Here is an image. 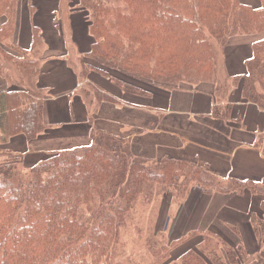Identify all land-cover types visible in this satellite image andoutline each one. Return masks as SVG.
<instances>
[{
  "label": "trees",
  "instance_id": "trees-1",
  "mask_svg": "<svg viewBox=\"0 0 264 264\" xmlns=\"http://www.w3.org/2000/svg\"><path fill=\"white\" fill-rule=\"evenodd\" d=\"M24 1L32 18V0H0V79L9 85L0 93L2 143L18 135L32 141L46 131L39 124L43 105L35 100L39 61L29 58L43 39L39 36L35 47L33 32L29 49L13 42L15 28L19 37L16 17ZM76 5L86 13L94 38L88 58L166 90L215 82L219 101L242 79L225 74L229 40L259 35L243 76L242 98L264 109V0L257 7L242 0H78ZM120 87L145 93L137 86ZM84 93L90 99L102 96L95 88ZM213 116L230 121L232 109L217 106ZM16 157L0 162V264H242L250 259L243 242L237 248L224 244L226 253L200 246L175 252L198 235L209 238L201 230L173 241L152 224L137 227L139 246L129 254L125 239L139 207L146 210L166 196L183 204L194 189L209 196L264 195L259 181L223 182L196 162L144 159L122 137L97 129L91 131L89 146L54 153L33 166ZM258 223L261 227L262 221L251 220L254 232Z\"/></svg>",
  "mask_w": 264,
  "mask_h": 264
},
{
  "label": "crops",
  "instance_id": "crops-1",
  "mask_svg": "<svg viewBox=\"0 0 264 264\" xmlns=\"http://www.w3.org/2000/svg\"><path fill=\"white\" fill-rule=\"evenodd\" d=\"M60 2L35 0L32 21L28 16L29 27L31 22L37 24L39 36L43 39L35 84L39 97L35 100L43 105L39 124L42 123L46 131L32 141L24 135L11 139L9 147L23 157L26 165L33 166L60 151L89 146L91 131L97 129L122 137L131 145L133 153L144 159L196 162L207 166L223 181L240 178L264 184V109L242 98L243 76L247 74V64L253 58V44L259 35L237 36L229 40L224 54L225 74L230 80L242 79L241 84L231 88L227 99L219 101L215 82L166 90L146 83L141 85L133 76L99 65L86 56L94 45L87 20V25L82 20L75 21V16L69 13V34L64 29L60 32V18L57 19ZM258 2L256 0L251 5L257 7ZM31 35L26 26L20 25L19 42L24 49L31 47L33 39L27 42ZM88 64L98 71H88ZM102 71L109 77H104ZM119 76L125 86L140 84L137 87L145 95L120 87L123 84L115 83ZM6 81L0 79V93L7 92L9 85ZM90 88H95L102 96L88 98L84 91ZM18 90H22L21 96L27 95L25 90ZM217 106L224 110L231 107L230 121L213 116ZM196 195L202 200L207 197L197 189L190 200ZM212 199L216 206L192 208L198 215L190 218L201 220L199 212H203L204 221L187 225L183 232L176 230L171 240L198 227L201 231L209 226L216 227L215 223L227 219L225 223L239 227L242 236L231 234L226 227L224 233L220 229L218 232L236 237L229 239L232 246L243 242L249 257L256 260L254 264H264V237L259 231L258 239L250 219L257 214L264 225V195L216 194ZM212 211H215V217L209 216Z\"/></svg>",
  "mask_w": 264,
  "mask_h": 264
},
{
  "label": "rangeland",
  "instance_id": "rangeland-1",
  "mask_svg": "<svg viewBox=\"0 0 264 264\" xmlns=\"http://www.w3.org/2000/svg\"><path fill=\"white\" fill-rule=\"evenodd\" d=\"M77 1L78 0H61V2H60V8L61 9H60L59 15L57 17V19L60 18V23H61V24H59V27H61L60 32L62 31V29H64L66 34H69L68 29L71 26L69 23V13H71L72 15L75 16V21L79 20L81 22V20H82V22L86 23V25H87L86 20L88 18L86 16V13L81 8H79L78 5H76ZM242 1L245 3L247 1L250 4L256 3V0H242ZM30 6H31V8L32 7L35 8V0H32V4H30ZM29 11H30L29 5L27 6V3L24 1L22 7H20V10H18L19 17L17 15L16 18H17L19 27H20V25L21 26L24 25V27L26 26L27 32L32 33L31 37L27 38L28 39L27 42H29L31 40V38L33 39V32H36V35H35V43H36L35 47H36L38 45V40H39L38 34H40V33H39V31H35V30H37L38 25L35 24L34 22H31L30 27H29V24H28V16H30ZM31 21H32V18H31ZM3 22H4V19L3 20L0 19V28L3 24ZM30 28H31V30H30ZM18 31H19V29H18ZM16 33H17V29L15 28V33L13 36V42H16V43L18 42V46H19L20 45V42H19L20 38L18 36L16 37ZM69 44H71V43L69 42ZM19 47L23 49V46L20 45ZM41 49H43V45L39 42V45L37 46V52L33 53L31 55V57H29V58L32 60V57H34L35 59L39 60V58H40L39 52ZM222 62H223V51H220L219 63H222ZM117 80H118V82L123 84V86H125L124 83L121 82L120 76H119V79H117ZM139 85H137V86H139ZM141 85H144V84H141ZM190 86H191L190 84L183 83L180 85V87H177V88H188ZM11 143H12L11 139H9V141L7 143L0 142V162H4L6 159H8V157L9 158L16 157V156L19 157L18 154L13 152L12 149L9 147ZM33 161H27V162L32 163ZM223 182H227V181H223ZM192 193H193V191H192ZM191 194L185 200V202L183 204H180V203L175 204L173 202V200H172L173 198L171 196H166V198L159 199L158 201L153 203L146 210L141 209L142 207H139V210H137V212L135 214V218L132 222L131 229H129V231H128L129 234H128L127 238L125 239L126 244H128L127 245V248H128L127 253L129 254L133 251H137V248L139 246L138 245L139 244L138 238L140 236L137 233V229H136L137 227L145 229V227L147 228L149 226V224H152V227H153L152 229H155L157 227V228L165 231L172 238V235H173L172 233H174L176 230H178L179 232H183V228H185L187 225L190 226L192 224H196L197 222H203L204 220H202V218L205 217V214L203 215V212H199L201 220H196V219L190 218L191 216L198 215V213L194 212L192 208L194 206H200V207L205 206L204 208L206 209L207 206H212V205L216 206V203H212V200H213L212 198H214L216 195L209 196V195H206L204 193L207 197H205L203 200L198 199L197 195L195 196L196 197L195 199L190 200ZM221 203H222V201L219 204L220 206H221ZM190 212H191V214H190ZM214 215H215V211H212L209 214V216H214ZM209 216H208V219H209ZM250 219L251 220L253 219L256 221H262L259 219V215H257V214H254L253 216H251ZM221 221H222V223H220V224L215 223L216 227L209 226V227L204 229L207 231H202V232H207L205 235L206 236L209 235V238L205 239V237L203 235L202 236L198 235V236L194 237L195 242L194 241L190 242L191 241L190 240L187 243H180L176 247L175 252L186 253L190 249L198 251L199 246L202 249L206 248V249L212 250V251H217V252L223 251V252H225L226 247H224V244L230 248H237V247L241 246L242 245L241 242L237 246L234 247V246H232L231 242L229 241V239H232V238L236 239V237L231 236L229 233L220 234L218 232V229H220V231L222 233H224V228L226 227L229 229L231 234L233 232V233H235L236 236L239 237L241 235L239 227H237L238 231L234 232L233 228L230 225L225 223V221H228L227 219L226 220L221 219ZM199 228L200 227L196 228V230H190L186 235H184L182 237L174 238L173 241H180L183 238L187 237L189 234H192V232H201L199 230ZM255 228H256V232H257V233L255 232V235L258 237V239H259V231H260L261 237H264V225L261 224V227H260L259 223H258V225H256ZM213 235L216 237H214ZM221 236H226L227 238L224 239ZM210 237H211V239H210ZM251 258H253V257H251ZM251 258L250 259L246 258L245 259L246 261H243L242 264H247V263L254 264L256 260L254 258L253 259H251ZM150 260H151V258H149V261Z\"/></svg>",
  "mask_w": 264,
  "mask_h": 264
}]
</instances>
